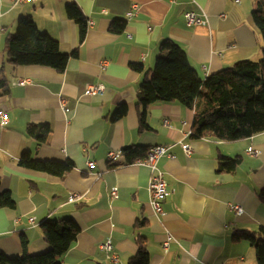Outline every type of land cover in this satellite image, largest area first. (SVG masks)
Instances as JSON below:
<instances>
[{
  "label": "crops",
  "instance_id": "obj_1",
  "mask_svg": "<svg viewBox=\"0 0 264 264\" xmlns=\"http://www.w3.org/2000/svg\"><path fill=\"white\" fill-rule=\"evenodd\" d=\"M69 4L80 10L83 28L67 17ZM133 4L139 12L129 18ZM253 7L254 0H36L24 5L0 0V71L9 82V95L0 98V110L8 116L0 126V190L8 191L16 205L0 208V251L22 254L24 238L29 255L42 254L50 246L40 225L47 219H74L80 231L59 257L61 264H110L109 254L99 249L106 241L118 264H128L138 251L137 237L148 252L147 264H257L254 248L233 235L264 229V203L258 197L264 189V132L231 144L209 136L190 138L198 98L191 108L174 102L152 105L149 129L140 133L136 106L163 40L186 53L201 80L238 61L259 60ZM185 12L207 23L188 27ZM23 16L69 56L63 73L7 63L6 38ZM118 21L123 31L111 32ZM132 65L142 66V73ZM99 83L105 87L102 94L84 95L89 85ZM120 107L124 112L115 117ZM28 125L49 127L44 144L35 148L25 135ZM183 145L191 147L189 157ZM131 146L167 148L155 164L170 192L161 202L163 216L149 204L150 168L107 162L108 152ZM28 150L34 160L71 168L59 179L21 167L19 159ZM236 157L240 163L233 172H219V162ZM112 188H117L116 199L109 195ZM72 194L78 197L70 202ZM231 204L240 205L243 214L236 217ZM137 223L143 226L136 229Z\"/></svg>",
  "mask_w": 264,
  "mask_h": 264
},
{
  "label": "trees",
  "instance_id": "obj_2",
  "mask_svg": "<svg viewBox=\"0 0 264 264\" xmlns=\"http://www.w3.org/2000/svg\"><path fill=\"white\" fill-rule=\"evenodd\" d=\"M66 14L81 26L84 24L76 5L66 6ZM251 16L259 37L260 59L238 61L204 80L190 66L186 53L176 43L169 39L161 42L152 72L144 75L136 97L140 133L149 129L146 117L152 105L174 102L191 108L198 98L190 138L204 139L209 136L215 141L231 144L264 132V0H254ZM123 29L124 23L120 21L112 23L109 28L114 33H120ZM4 52L7 63L12 67L42 66L58 73L64 72L69 60V56L59 52L55 40L38 30L30 16L18 19L15 33L6 38ZM131 67L142 73V66ZM8 95L9 82L1 70L0 98ZM123 112V107H120L115 117H120ZM48 134L47 125H28L25 130V135L33 139L35 148L45 143ZM148 150L131 146L121 152L125 162L130 164L144 158ZM32 155L31 150L22 153L19 165L59 179H63L71 168L69 163L34 160ZM239 163L238 157L224 159L219 162V172H233ZM258 197L264 203V189ZM15 206L10 193L0 190V208L15 209ZM142 226V223L135 224L136 229ZM40 231L43 241L50 246L48 251L29 255L26 240L22 238L23 253L7 256L0 251V264H61L59 257L73 245L80 228L74 219L53 218L45 220L40 225ZM233 238L247 241L255 250L257 264H264V229L258 233L235 232ZM136 240L138 251L128 264H147L148 252L143 247L142 239L137 237Z\"/></svg>",
  "mask_w": 264,
  "mask_h": 264
},
{
  "label": "built area",
  "instance_id": "obj_3",
  "mask_svg": "<svg viewBox=\"0 0 264 264\" xmlns=\"http://www.w3.org/2000/svg\"><path fill=\"white\" fill-rule=\"evenodd\" d=\"M13 5H24V4H33L36 2V0H11ZM236 4L239 3V0H234ZM139 12V6L136 4H133L130 8V11L128 13V17L134 16L136 13ZM184 19L186 22V25L188 27H197V26H204L207 22L202 17L194 14L193 12H185L184 13ZM89 25L92 26V23L89 22ZM21 85H24V82L20 83ZM104 85L102 83L99 84H92L89 85L85 92V96H93V95H99L102 94L104 91ZM8 123V116L5 111L0 110V126H3ZM188 133L187 135H189ZM186 135V136H187ZM182 151L186 156H190L192 153L191 147L189 145H183ZM167 152V148L163 147H154L147 151L144 158H138L132 162V164L138 165V166H147L150 168L153 172V175L150 178L149 186H148V192H149V204L154 210L155 214L159 216H163L164 212L162 210L161 202L162 199L167 197L170 192L167 189V184L163 178V174L159 172L156 167V160L162 156L165 155ZM251 155H254L255 153L250 151ZM169 158H172L171 155H168ZM107 162L109 165L112 166H119L127 164L124 159V155L121 151H110L107 154ZM93 163L89 164L88 166L91 168L93 167ZM109 195L112 199H116L118 195L117 188H112L109 192ZM77 194H72V196L69 197V201L73 202L75 198H77ZM230 210L234 213L236 217L241 216L243 214L242 208L238 204H231L229 205ZM30 222H33V219H30ZM168 243L166 242L164 244L165 247H167ZM99 249L101 251L107 252L109 254V262L110 264H118L119 258L114 252V247L112 246L110 241L103 242L99 245Z\"/></svg>",
  "mask_w": 264,
  "mask_h": 264
}]
</instances>
